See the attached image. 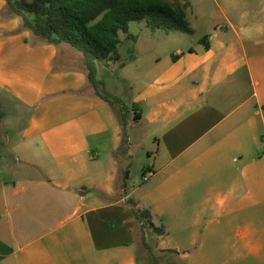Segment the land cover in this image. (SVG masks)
<instances>
[{
	"label": "crops",
	"instance_id": "obj_1",
	"mask_svg": "<svg viewBox=\"0 0 264 264\" xmlns=\"http://www.w3.org/2000/svg\"><path fill=\"white\" fill-rule=\"evenodd\" d=\"M214 1L208 50L144 59L137 37L97 65L132 82L130 114L0 0V264H150L129 200L164 229L145 235L163 263L264 264V0Z\"/></svg>",
	"mask_w": 264,
	"mask_h": 264
},
{
	"label": "trees",
	"instance_id": "obj_2",
	"mask_svg": "<svg viewBox=\"0 0 264 264\" xmlns=\"http://www.w3.org/2000/svg\"><path fill=\"white\" fill-rule=\"evenodd\" d=\"M6 14L21 21V31L32 35L35 45L66 44L83 55L88 83L98 97L112 105L124 104L117 97L104 92L96 79L98 64L118 61L121 35L127 40L136 37L129 33L130 24L145 23L151 31L161 30L166 34L181 32L192 35L186 17L190 8L189 0H4ZM2 17V15H1ZM208 37L198 43L209 49ZM3 115L0 111V121ZM128 204L133 210L137 232L150 255V264L163 263L146 242V229L151 234L163 236V228L152 222L148 210H137L134 201ZM175 253V252H165Z\"/></svg>",
	"mask_w": 264,
	"mask_h": 264
},
{
	"label": "rangeland",
	"instance_id": "obj_3",
	"mask_svg": "<svg viewBox=\"0 0 264 264\" xmlns=\"http://www.w3.org/2000/svg\"><path fill=\"white\" fill-rule=\"evenodd\" d=\"M190 7L192 9L189 11L187 22L189 27L194 29L192 35H187L181 32L166 34L161 30L151 31L149 28L146 27L145 23L130 24L129 33L135 36L136 38L139 37V39L142 41V38H146L148 40L149 37L155 38L153 48L144 53V59L149 58L150 55L162 53L161 51L163 47H165L164 51H168L169 48L173 49L176 46H180L184 50L188 47H194V40H198L200 38H203V36L208 35L214 25L223 24L224 20L221 16L220 6L216 5L214 0H191ZM121 40L122 43L118 48V54L124 61H126L132 53L135 54V45L132 41L125 39V37L122 35ZM105 85L106 86H104V84L102 85L105 90L104 92L108 93V91H113V93H118L121 99L124 101L123 104L125 112L128 111L130 114H133L134 110L132 109V105L130 104V87L132 85V82L123 83L118 78L114 77V79H112L111 77L107 80V84ZM127 131V133L133 134L135 132L137 135L146 132L145 128H140L138 130H136V128H130ZM146 232L150 234L149 229H146Z\"/></svg>",
	"mask_w": 264,
	"mask_h": 264
},
{
	"label": "built area",
	"instance_id": "obj_4",
	"mask_svg": "<svg viewBox=\"0 0 264 264\" xmlns=\"http://www.w3.org/2000/svg\"><path fill=\"white\" fill-rule=\"evenodd\" d=\"M148 177H149L148 175H145L144 178H143V180L144 181H147Z\"/></svg>",
	"mask_w": 264,
	"mask_h": 264
}]
</instances>
